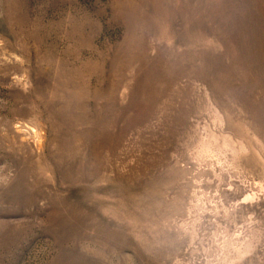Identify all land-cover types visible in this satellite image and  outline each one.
Wrapping results in <instances>:
<instances>
[{"label":"rangeland","instance_id":"obj_1","mask_svg":"<svg viewBox=\"0 0 264 264\" xmlns=\"http://www.w3.org/2000/svg\"><path fill=\"white\" fill-rule=\"evenodd\" d=\"M0 264H264V0H0Z\"/></svg>","mask_w":264,"mask_h":264}]
</instances>
